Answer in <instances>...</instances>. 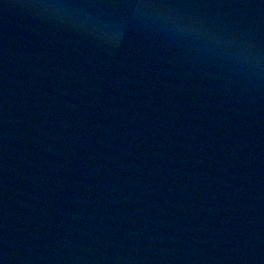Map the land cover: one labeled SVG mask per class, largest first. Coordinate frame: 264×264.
Instances as JSON below:
<instances>
[{
    "label": "water",
    "instance_id": "water-1",
    "mask_svg": "<svg viewBox=\"0 0 264 264\" xmlns=\"http://www.w3.org/2000/svg\"><path fill=\"white\" fill-rule=\"evenodd\" d=\"M0 264H264V0H0Z\"/></svg>",
    "mask_w": 264,
    "mask_h": 264
}]
</instances>
